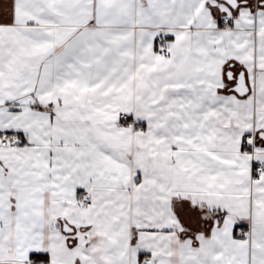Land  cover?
<instances>
[{
	"label": "snow or ice",
	"instance_id": "6c2138e0",
	"mask_svg": "<svg viewBox=\"0 0 264 264\" xmlns=\"http://www.w3.org/2000/svg\"><path fill=\"white\" fill-rule=\"evenodd\" d=\"M0 264H264V0H0Z\"/></svg>",
	"mask_w": 264,
	"mask_h": 264
}]
</instances>
